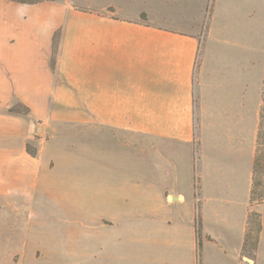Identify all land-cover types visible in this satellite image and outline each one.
Instances as JSON below:
<instances>
[{"label": "crops", "instance_id": "1", "mask_svg": "<svg viewBox=\"0 0 264 264\" xmlns=\"http://www.w3.org/2000/svg\"><path fill=\"white\" fill-rule=\"evenodd\" d=\"M208 1L0 0V199L65 215L68 246L87 230L93 264H264L250 201L264 52L253 14Z\"/></svg>", "mask_w": 264, "mask_h": 264}, {"label": "rangeland", "instance_id": "2", "mask_svg": "<svg viewBox=\"0 0 264 264\" xmlns=\"http://www.w3.org/2000/svg\"><path fill=\"white\" fill-rule=\"evenodd\" d=\"M177 1L178 0H174V2L172 0H161L169 9H171L173 5H177ZM220 2H228L231 5V14L238 19L246 16L247 13L253 14L254 23L245 24L244 29H249L256 33L255 36H257V40L259 41L260 50L264 52V0H231L232 3H230V0H220ZM212 3L213 0L207 2V12L211 9ZM158 5H161L160 2H158ZM150 17L147 16L146 19H151ZM182 25L187 26V24ZM239 25L242 26L240 23ZM201 68L202 59L199 55L195 67L196 81H199L200 77H203L199 76ZM263 118L264 115H261L259 129L261 126L262 128L264 127ZM38 132H41V126H39ZM259 142L260 139L257 136L255 155H262L264 151V147L259 145ZM79 143L90 144V139L81 137ZM31 147L35 148L33 146ZM130 149L131 150L126 152V155L128 154L127 158L131 160L137 159L138 148L132 146ZM135 170V166L132 165V174H134ZM56 171L58 172V169ZM252 198H254V200H252ZM263 200L264 184L257 185V187L254 188L252 185L250 201L262 202ZM5 201L6 200L0 199V264H93L92 256L85 252L89 249L88 245L85 246L88 244L87 230H81L78 240L73 241L74 245L68 246L66 229L62 228L66 225L60 223L65 219V215L63 216L58 212L52 213L50 209L45 208L43 205H35L36 200L30 197L20 199L19 204L15 206V208H12L11 205H6ZM254 213L257 215H254ZM76 216L78 219L86 221L84 225L89 223L88 214H78ZM257 229L259 230L257 231ZM261 230V214L250 212L247 218L245 232L250 233V235L254 237L258 234L259 242ZM257 250L258 244L256 252ZM245 252L251 256L250 253H252V251L250 244Z\"/></svg>", "mask_w": 264, "mask_h": 264}, {"label": "trees", "instance_id": "3", "mask_svg": "<svg viewBox=\"0 0 264 264\" xmlns=\"http://www.w3.org/2000/svg\"><path fill=\"white\" fill-rule=\"evenodd\" d=\"M13 1L32 4V3H36V2H39L42 0H13ZM142 17L144 18L145 16L142 15ZM58 38H59V31H56L53 35L52 65L54 64V57H55V53H56ZM8 112L9 113H15V114L27 115V114H29V109L24 104L17 103L15 105H13L12 107H10L8 109ZM258 138L260 139L259 145L264 147V127L262 128V126L259 129ZM26 150L32 156L36 155V149L32 148L30 146V144H28V143L26 145ZM261 158H262V160H261ZM262 184H264V151H263L262 155L256 154L255 158H254V162H253V188L257 187V185H262ZM252 200H254V198H252ZM254 215H257V214L254 213ZM258 230L259 229H257V231ZM199 231L200 230H199V226H198L197 233ZM249 244H250V248L252 251V253H250L251 256L245 252L247 250ZM257 244H258V234L254 237L253 235H250V233L245 232V237H244L242 250H241L242 254L248 258L254 259L255 258L254 257L255 252L257 249Z\"/></svg>", "mask_w": 264, "mask_h": 264}]
</instances>
